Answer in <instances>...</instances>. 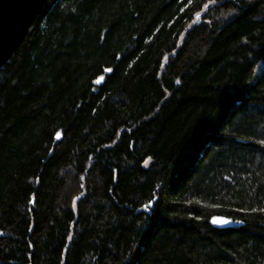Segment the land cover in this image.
Returning <instances> with one entry per match:
<instances>
[{
  "label": "trees",
  "instance_id": "16d2710c",
  "mask_svg": "<svg viewBox=\"0 0 264 264\" xmlns=\"http://www.w3.org/2000/svg\"><path fill=\"white\" fill-rule=\"evenodd\" d=\"M262 141L264 0H45L0 68V264H264Z\"/></svg>",
  "mask_w": 264,
  "mask_h": 264
},
{
  "label": "water",
  "instance_id": "95a60500",
  "mask_svg": "<svg viewBox=\"0 0 264 264\" xmlns=\"http://www.w3.org/2000/svg\"><path fill=\"white\" fill-rule=\"evenodd\" d=\"M44 2L45 0H0V68L21 44ZM100 83L94 82L95 85ZM56 138L59 139L58 135ZM213 220L227 223H213ZM209 224L215 229L239 228L244 225L239 220L221 215L211 216Z\"/></svg>",
  "mask_w": 264,
  "mask_h": 264
},
{
  "label": "snow or ice",
  "instance_id": "6c2138e0",
  "mask_svg": "<svg viewBox=\"0 0 264 264\" xmlns=\"http://www.w3.org/2000/svg\"><path fill=\"white\" fill-rule=\"evenodd\" d=\"M107 71H112V69H107ZM103 80V77H101L99 80H97L96 82L97 83H100L101 81ZM179 83V81H178ZM58 137H59V134H57ZM262 143H264V141H262ZM145 208H148V205H145ZM213 223H227V221H216V220H213Z\"/></svg>",
  "mask_w": 264,
  "mask_h": 264
}]
</instances>
